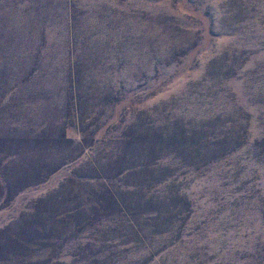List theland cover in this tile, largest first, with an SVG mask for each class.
I'll return each mask as SVG.
<instances>
[{
    "label": "rangeland",
    "instance_id": "374dc122",
    "mask_svg": "<svg viewBox=\"0 0 264 264\" xmlns=\"http://www.w3.org/2000/svg\"><path fill=\"white\" fill-rule=\"evenodd\" d=\"M0 238L264 264V0H0Z\"/></svg>",
    "mask_w": 264,
    "mask_h": 264
},
{
    "label": "trees",
    "instance_id": "16d2710c",
    "mask_svg": "<svg viewBox=\"0 0 264 264\" xmlns=\"http://www.w3.org/2000/svg\"><path fill=\"white\" fill-rule=\"evenodd\" d=\"M22 147H25L23 141L19 145L14 146L12 149H16L17 148L16 151H18L19 148H22ZM0 239H2V238H0ZM7 255H8V253H7L6 247L2 244V242H0V264H1L2 261H7V259H6Z\"/></svg>",
    "mask_w": 264,
    "mask_h": 264
}]
</instances>
